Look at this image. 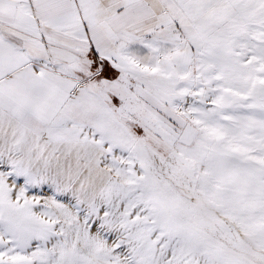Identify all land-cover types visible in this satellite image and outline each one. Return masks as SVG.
<instances>
[{
  "label": "snow or ice",
  "instance_id": "obj_1",
  "mask_svg": "<svg viewBox=\"0 0 264 264\" xmlns=\"http://www.w3.org/2000/svg\"><path fill=\"white\" fill-rule=\"evenodd\" d=\"M0 264H264V0H0Z\"/></svg>",
  "mask_w": 264,
  "mask_h": 264
}]
</instances>
